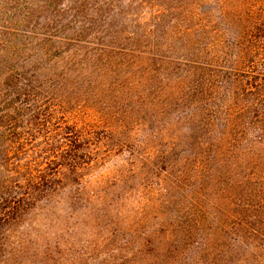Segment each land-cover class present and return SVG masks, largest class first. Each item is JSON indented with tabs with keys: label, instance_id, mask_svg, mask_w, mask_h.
Returning <instances> with one entry per match:
<instances>
[{
	"label": "trees",
	"instance_id": "16d2710c",
	"mask_svg": "<svg viewBox=\"0 0 264 264\" xmlns=\"http://www.w3.org/2000/svg\"><path fill=\"white\" fill-rule=\"evenodd\" d=\"M158 2L162 30L142 53L159 66L146 73L166 91L177 84L186 134H166L178 122L164 123L160 135L170 136L156 160L120 141L147 170L135 203L124 191L94 206L79 174L91 139L75 124L56 123L59 133L44 136L29 164L2 160L0 264L9 262L11 229L39 208L60 206L91 221L102 241L96 251L105 248L101 264H264V0H216L217 20L199 13L203 0ZM24 139L12 142L16 152Z\"/></svg>",
	"mask_w": 264,
	"mask_h": 264
},
{
	"label": "rangeland",
	"instance_id": "374dc122",
	"mask_svg": "<svg viewBox=\"0 0 264 264\" xmlns=\"http://www.w3.org/2000/svg\"><path fill=\"white\" fill-rule=\"evenodd\" d=\"M100 1L0 0V162L31 163L44 136L59 133L56 123L75 124L91 139L79 174L94 190L97 208L100 198L124 191L132 194L126 201H142L136 188L146 166L139 154L132 160L129 146L156 160L159 144L170 136L160 135L163 124L178 122L166 125V134L183 137L187 109L174 100L177 84L166 91L146 73L159 66L142 53L162 30L154 21L158 0ZM198 11L217 20L216 0H203ZM17 118V138H25L21 153L12 146ZM120 141L129 146L119 147ZM67 210L39 208L11 229L7 264H101L105 248L96 251L102 241L91 221Z\"/></svg>",
	"mask_w": 264,
	"mask_h": 264
}]
</instances>
